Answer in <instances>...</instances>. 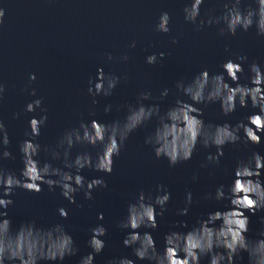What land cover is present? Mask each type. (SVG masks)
<instances>
[{"label":"clouds","instance_id":"clouds-1","mask_svg":"<svg viewBox=\"0 0 264 264\" xmlns=\"http://www.w3.org/2000/svg\"><path fill=\"white\" fill-rule=\"evenodd\" d=\"M205 2L184 0L183 20L194 31L215 27L217 35L224 37L254 29L257 37L264 38V0H251V3L218 0V14L213 15L209 10L202 15L201 7ZM4 17L5 9L0 7V24ZM170 19L167 11H161L153 30L168 34ZM176 42L173 37L171 43ZM135 46L133 40L129 47ZM164 57L163 51L151 53L145 56L144 63L156 65ZM106 59L112 61L113 56L107 54ZM118 59L126 62L129 57L123 55ZM247 60L245 55L229 53L219 65L218 72L210 75L209 70L203 68L191 78L181 77L174 82V91L164 87L153 97L150 90H142L137 93L134 103L116 106V111L125 110L122 119L110 123L94 118L81 120L77 126L65 129L54 146L43 148L37 137L46 126L47 110L42 107V98L37 97L36 90L28 87V95L35 98L27 102L21 112H13L11 118L15 120L23 113L37 110L40 115L28 119L24 132L26 139L16 146L22 165L19 174L0 166V264H64L65 258L76 256L78 249L73 237L61 223L45 227L35 220H28L13 227L8 214L14 204L11 197L17 189L38 194L43 185L49 192L59 189V196L68 204H75L76 196L81 193L84 200L92 201L94 191L107 187L104 177L112 174L114 157H119L130 134L139 128L152 125L143 143L157 160H166L169 168L189 161L197 145L205 150L214 149L205 155L201 169L219 168L226 146L248 149L249 145H259L264 137V65L255 60L247 63L245 76L242 65ZM36 78L35 73H29V85ZM122 80L126 82L127 77L105 73L102 67H97L95 76L88 78L86 92L95 104L97 96H111ZM4 93L5 85L0 82V100ZM170 95L173 99L163 111L158 102L145 103L162 101ZM210 104L218 105L220 115L225 118L231 117L237 108L248 109L249 114L235 123L227 120L205 123L203 110ZM112 108V105H105L103 112L107 114ZM89 116L93 117L95 113H89ZM83 145L95 149V154L77 151L73 155V148ZM8 146V132L0 120V161L14 158ZM42 151L48 155L43 161L40 159ZM85 169L101 175L88 179L81 174ZM227 174L231 176L230 183L215 185L201 198L218 207L213 206L212 210L191 222L184 219L172 221L159 247L153 232L169 210L171 194L160 183L147 195L140 190L127 203L124 215L116 224L124 233L122 247L131 249L134 259L120 256L107 264H201L205 257L207 264H237L242 259L241 252L247 253L248 264H264V216L259 217L262 227L257 238L248 239L246 236L249 217L264 212V155L251 151L244 158L237 159ZM197 175L193 172L189 180L195 182ZM196 202L192 192L186 190L183 206L174 215L187 217ZM56 214L66 220L69 210L57 207ZM96 220L98 223L87 229L89 238L86 244L90 251L80 256L78 264H94L95 256L105 248L108 230L102 223L104 214L98 212Z\"/></svg>","mask_w":264,"mask_h":264},{"label":"water","instance_id":"water-1","mask_svg":"<svg viewBox=\"0 0 264 264\" xmlns=\"http://www.w3.org/2000/svg\"><path fill=\"white\" fill-rule=\"evenodd\" d=\"M183 3L184 0H0V7L5 9L4 21L0 24V82L5 85L4 97L0 100V120L8 132V151L14 157L0 161V166L17 175L22 167L16 146L26 139L24 132L28 119L39 118L40 113L39 110L23 113L15 120L11 117L13 112H21L24 105L35 98L28 95V87L36 90L37 97L42 98V107L47 110L46 126L37 137L43 148L54 146L65 129L77 126L81 120L94 118L110 123L122 119L125 110L116 111V106L134 103L137 93L142 90H150L155 97L164 87L174 91L176 80L191 78L203 68H207L210 75L218 72L219 65L229 53L247 56V62L242 65L245 76L247 63L255 60L264 65V38L257 37L254 29L224 37L217 35L215 27L194 31L183 20ZM245 3H251V0H245ZM209 10L213 15L218 14V0H206L201 14ZM161 11H167L171 18L168 34L153 30ZM173 37L177 41L175 44L171 43ZM133 40L136 46L130 48ZM161 51L165 52V57L159 64L144 63L146 55ZM107 54L113 56L112 61L106 59ZM123 55L129 57L126 62L118 59ZM97 67H102L105 73L127 77V80H122L111 96H97L93 104L86 88L89 76H95ZM29 73H35L37 77L30 85ZM172 99L170 95L162 101L145 103L158 102L163 111ZM105 105L113 106L107 114L103 112ZM203 111L205 123L214 124L225 120L235 123L249 114L248 109L237 108L231 117L225 118L220 115L218 105L212 104ZM89 113H95V116L90 117ZM151 127L149 124L130 134L119 157H114L112 174L104 177L107 187L94 191L92 201L84 200L81 193L76 196L75 204H68L59 196V189L49 192L43 185L38 194L17 189L11 197L14 204L8 210L12 226L28 220H35L45 227L61 223L72 235L78 249L76 256L65 258L64 264H78L80 256L90 251L86 244L89 238L87 229L98 223L96 214L102 212V223L108 231L105 248L95 256L94 264H107L120 256L134 259L131 249L122 247L124 233L116 224L124 215L127 203L140 190L147 195L160 183L171 194L169 210L153 232L159 247L172 221L184 219L191 222L212 210L213 206L218 207L201 198L215 185L230 183L231 176L227 173L237 159L244 158L251 151L264 155L262 137L259 145H249L248 149L226 146L219 168L201 169L205 155L214 149L205 150L197 145L189 161L169 168L166 160H157L143 143ZM77 151H89L94 155L96 150L83 145L74 147L73 155ZM40 159H48V155L42 151ZM193 172L198 174L195 182L189 180ZM81 174L88 179L101 175L90 169ZM186 190L192 192L197 202L187 217H177L174 213L183 206ZM57 207L69 210L66 220L56 214ZM261 216L264 212L249 217L248 239L257 238L262 227ZM240 255L242 259L237 264H248L247 253L241 252ZM201 264H207V257L201 260Z\"/></svg>","mask_w":264,"mask_h":264}]
</instances>
